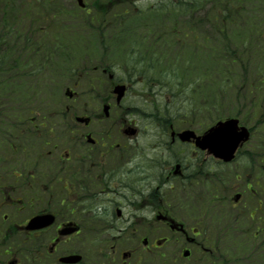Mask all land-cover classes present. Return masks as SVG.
<instances>
[{
  "label": "flooded vegetation",
  "instance_id": "1",
  "mask_svg": "<svg viewBox=\"0 0 264 264\" xmlns=\"http://www.w3.org/2000/svg\"><path fill=\"white\" fill-rule=\"evenodd\" d=\"M108 42L76 103L0 120V264H264V137L245 109L163 101L144 39ZM231 117L251 137L227 161L196 137Z\"/></svg>",
  "mask_w": 264,
  "mask_h": 264
},
{
  "label": "rangeland",
  "instance_id": "2",
  "mask_svg": "<svg viewBox=\"0 0 264 264\" xmlns=\"http://www.w3.org/2000/svg\"><path fill=\"white\" fill-rule=\"evenodd\" d=\"M32 3V0H30ZM47 0H43L41 2L44 4V2ZM109 0H86V2L93 7L91 10V13L94 10V6L103 3L107 4ZM135 0H132L131 3H126L124 5L119 4L114 6L115 9L113 11H106L103 10L101 15H97V20H94V22H100V29L98 31L91 30L90 28L83 29L81 24L87 19L88 13L85 11H82L78 8V4L76 0H53V3L56 4V6H61L66 11H71V16L67 18V25L72 26L74 35L65 34L60 29H56V26H53L52 31L50 32V35L47 37V41H52L56 39V37L60 40L62 43H66L68 41L69 43L72 42V45L68 52L71 53V55H75L74 57H69L67 55L59 54L57 57H55L53 70L52 66H50L47 70L43 69L42 73H46L44 81L36 82L37 87H35L36 83L33 82L30 86L29 81H25L23 88H29V90H39L38 96L34 97L32 100V104L30 108L32 109V112L29 110L28 115H37L39 118H41L42 113H44L47 109H53L55 107L59 108L57 105L62 103H76L75 101H72L70 98H67L65 95V90L67 86H71L72 90H78V87L75 85L77 84V75L76 73H80L81 69L85 67L86 69V78H85V84H89L93 79V74L91 70L88 68L91 67L94 64V60L98 58H93L96 56H103L104 54V42L109 43L108 41H112L115 39H111L110 35L113 34L112 32V25L115 24L118 20L116 14H120L122 10L128 9L133 10L135 8H141V7H149L150 5H156L160 1L165 2L168 0H138L137 2H134ZM38 3L37 1H34V4ZM170 4V3H169ZM209 4H206V10L211 11V6L208 7ZM21 7H28V1L26 0H17L14 4V10H18V12H25V9H20ZM137 9L133 10L136 11ZM95 12H98L95 10ZM166 13H178L176 10H166ZM131 15V30L130 32L127 30L128 35L130 37L134 38V34L136 32L147 33L148 30H150V33H148L145 37V39H148L147 42H155L159 45H162L161 48H159L160 51H168L170 59L178 55L179 62L174 64H165L166 58L163 60L164 65V72L152 73L153 75H150L147 73V77L154 79V86L155 89L158 90H167L164 95L163 101H172L174 96L181 95V98H184L188 103H196L198 104V108L204 109L201 103H207V101H203V97L208 99V102H210V93L211 97L213 99L212 104H215L216 101L218 104L224 105L226 111H234V106L236 108H242V109H248L247 113L250 117L249 124L250 126H255V133L260 136L262 134L264 136V115L261 116L260 112L258 110L259 104L261 103L262 99L264 97L258 96V98H252L248 100L245 95L242 93L240 99H236L235 91L239 92H246L249 91V93L254 92V90H246V80L249 79L251 81H256L257 77H254V74L256 73L258 60L260 63H264V57L261 58L260 56H257L254 60L252 57H248L246 60V65L248 67V72L245 73L242 69H240V65H236L235 68L237 73L231 72V82L235 86L233 87H227V80L221 79L219 77V73L212 71V60L215 57L219 56V52L216 51L212 45L213 40H217V38L221 37L220 30L216 31L214 28H218L219 26L212 25L210 22L205 24L202 28L203 35L207 34L208 38H202L197 37L196 33V40L199 42L200 40H205L204 44H207L206 46L202 47H208V51H206L203 55L204 48L200 47L198 48L194 42H184L183 46L179 47V44L170 37L171 33L168 32V30L173 27V23L171 22H164L161 20L156 19L157 17H154V15H150L149 13L144 15ZM120 16V22L128 24L129 21L126 20L127 17ZM141 16V17H140ZM132 19H138L136 22L132 21ZM42 22V20H40ZM42 24V28H46V23H40ZM78 25L80 29H83L81 31L78 30ZM124 25V27H125ZM175 26H178L175 24ZM191 26V25H190ZM185 28H188L187 26H184ZM190 28V27H189ZM247 27L241 26V29L239 27V32H237V37L245 36V34L242 32V30H246ZM167 30V31H166ZM79 31V32H78ZM162 33L161 39H156L159 34ZM187 32H184L183 35H185ZM84 36V38L79 37ZM128 38V36H125ZM42 38V37H41ZM255 38V37H254ZM253 38V39H254ZM44 40V37L42 38ZM162 39H172L169 41H164ZM182 40V39H181ZM238 42H241L240 39H237ZM250 40V39H249ZM256 42V40H254ZM264 42V38H263ZM118 43V42H117ZM117 43H110L115 46ZM145 43V42H144ZM247 43V42H246ZM122 44V43H120ZM125 44V43H124ZM258 44L260 45V39L258 40ZM123 45V44H122ZM250 45L247 43L245 46ZM193 49H192V48ZM187 50V53H193V56L195 58L192 59L193 65L198 64H208L210 71L202 72L201 74L197 73V76H203L202 78H198L197 87H196V74L193 73L192 76L189 78L193 84V88L197 89L196 94L194 93V90H191V87H189V83L185 81L182 78H187L185 73V67L186 64H184L185 61L180 60L181 56L184 54L185 57H188L187 53H184V51ZM79 54V59H78ZM112 54V52H111ZM118 54V52H117ZM252 56V55H251ZM94 59V60H92ZM101 60V58H100ZM183 65L184 68L182 69V72L184 73L182 78L178 77L177 74L174 75V72H178L177 68ZM144 67H147V63H144ZM168 70V71H167ZM200 69L196 68V72H198ZM50 74V75H49ZM248 74V76H247ZM50 76V77H49ZM55 78L56 81H55ZM95 79V77H94ZM93 79V80H94ZM188 79V78H187ZM53 83V84H52ZM93 84V81H92ZM240 84V87L237 86ZM259 83H256V87ZM140 85H136V89L139 88ZM153 86V85H151ZM264 89V84L261 86ZM3 90H18V88H4ZM182 90H191L192 93V100L191 97L187 94L183 93ZM203 90H207L203 93H201ZM264 91V90H263ZM169 97V98H167ZM182 113L184 110L181 111ZM2 116H4V113H2ZM2 116H0V119H2ZM205 116H201L200 114L196 115V119L203 120ZM200 120V121H201ZM263 121L260 125L259 122ZM208 126L207 123L202 122L201 125L198 128L206 127ZM144 136V140H145ZM165 232V229L162 224H152L146 226L144 224V234H155V235H161Z\"/></svg>",
  "mask_w": 264,
  "mask_h": 264
},
{
  "label": "trees",
  "instance_id": "3",
  "mask_svg": "<svg viewBox=\"0 0 264 264\" xmlns=\"http://www.w3.org/2000/svg\"><path fill=\"white\" fill-rule=\"evenodd\" d=\"M1 1L5 5V10L3 18H0V72L3 73V76L0 75V90L4 87L20 88L21 83L25 82L31 75L35 79L34 82L42 83L45 77L44 73L40 72L45 67L50 66L54 53L63 50L64 47L59 42H55L52 49L44 48L43 43L32 40L31 34L35 29L33 24L38 22L37 18L23 21V23L28 21L29 27L18 28L9 25V13L13 11L14 3L12 0ZM208 2H211L213 12L206 10ZM244 4H249L250 9L242 8L241 5ZM257 6H259L258 9ZM28 7L44 8L43 10L28 12V15H38L36 17L40 18L50 16V12L46 11L47 6L42 3H28ZM172 9L178 13H166V10ZM57 13L58 11H53L51 14L56 15ZM146 13L154 15L158 20L163 19L164 22L173 23L174 26L168 32L171 33L170 37L172 39H182L181 46L184 42H188V44L194 42L198 48L206 46L207 44H204L205 40L199 42L196 40V35L197 37L208 38L207 34L203 35L202 28L209 22L212 25L219 26L214 28L216 31L220 30L221 37L213 40L214 45L212 47L219 52V56L213 58L211 62L212 71L218 72L221 79H228L229 82L232 80L231 72L237 73L233 67L240 65V69L247 73L246 60L248 57H252L253 60L257 56L264 57V45L261 43L259 47L256 46L253 39L254 37L256 39V35L261 40L264 38V0H168L149 6ZM175 24L178 26H175ZM242 24L247 27L245 31L242 30L245 34L243 37L245 38L244 43L241 37H237V32H239V27L241 29ZM184 32L187 33L183 35ZM158 36H156L158 39L163 37L162 35ZM237 39H240L241 42H238ZM163 40L169 41L170 39ZM246 42L250 45L245 46ZM150 45L154 46V44ZM202 48H204L203 55L206 56L204 53L208 51V47ZM191 56L195 58L193 53H191ZM192 57L185 60L186 74L192 76L195 73L197 76V73L210 71L208 64L193 65ZM178 61V58H173L174 64ZM196 68L200 70L196 72ZM256 73L254 74V77H257L256 81L249 79L245 81L248 88L252 87V90H260L264 84V63L261 64L259 60ZM176 74L179 76V70L177 73L174 72V75ZM25 75H27V78ZM202 77L197 76L196 82H198V78ZM256 83H259L257 87ZM0 109H4V104L0 103Z\"/></svg>",
  "mask_w": 264,
  "mask_h": 264
},
{
  "label": "water",
  "instance_id": "4",
  "mask_svg": "<svg viewBox=\"0 0 264 264\" xmlns=\"http://www.w3.org/2000/svg\"><path fill=\"white\" fill-rule=\"evenodd\" d=\"M78 1L80 5L84 6L83 0ZM117 90H124V88L118 87ZM236 125L237 120L234 119H230L225 122L220 121L210 130L209 133L203 136L198 144L203 148L209 147L216 154L228 152V157L230 158L232 153L235 151L239 141L247 138L246 131H243L241 133L236 132ZM180 135L183 139H188L190 135H192V132L186 130ZM36 220L37 219L33 220L29 227H31V225L34 224ZM42 225L43 224H40L38 227Z\"/></svg>",
  "mask_w": 264,
  "mask_h": 264
}]
</instances>
